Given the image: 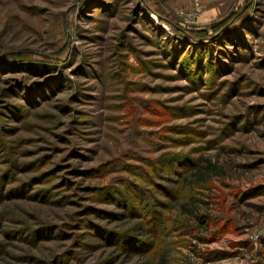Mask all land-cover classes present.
I'll return each mask as SVG.
<instances>
[{
    "label": "rangeland",
    "instance_id": "374dc122",
    "mask_svg": "<svg viewBox=\"0 0 264 264\" xmlns=\"http://www.w3.org/2000/svg\"><path fill=\"white\" fill-rule=\"evenodd\" d=\"M0 264H264V0H0Z\"/></svg>",
    "mask_w": 264,
    "mask_h": 264
},
{
    "label": "trees",
    "instance_id": "16d2710c",
    "mask_svg": "<svg viewBox=\"0 0 264 264\" xmlns=\"http://www.w3.org/2000/svg\"><path fill=\"white\" fill-rule=\"evenodd\" d=\"M206 168H208L207 166H205V167H203V168H201V169H198L197 171H196V173H194V176L197 178V180L198 179H200V177L202 176V172L204 171V169H206ZM203 169V170H202ZM184 207V206H183ZM196 217H197V219L201 222L202 220H203V217L202 216H198V215H196V214H194Z\"/></svg>",
    "mask_w": 264,
    "mask_h": 264
},
{
    "label": "built area",
    "instance_id": "2783aa9c",
    "mask_svg": "<svg viewBox=\"0 0 264 264\" xmlns=\"http://www.w3.org/2000/svg\"><path fill=\"white\" fill-rule=\"evenodd\" d=\"M181 15H186V13L184 11H181ZM251 238H254V236H252Z\"/></svg>",
    "mask_w": 264,
    "mask_h": 264
}]
</instances>
